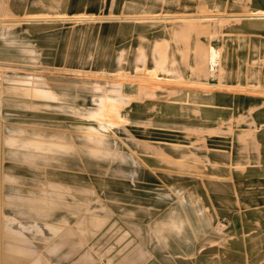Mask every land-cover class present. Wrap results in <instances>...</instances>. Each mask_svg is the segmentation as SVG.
Segmentation results:
<instances>
[{
    "label": "rangeland",
    "instance_id": "obj_1",
    "mask_svg": "<svg viewBox=\"0 0 264 264\" xmlns=\"http://www.w3.org/2000/svg\"><path fill=\"white\" fill-rule=\"evenodd\" d=\"M260 47L264 0H0V264H264Z\"/></svg>",
    "mask_w": 264,
    "mask_h": 264
},
{
    "label": "crops",
    "instance_id": "obj_2",
    "mask_svg": "<svg viewBox=\"0 0 264 264\" xmlns=\"http://www.w3.org/2000/svg\"><path fill=\"white\" fill-rule=\"evenodd\" d=\"M6 4H7L6 7H10V5H12V1L11 2H7ZM82 4L83 5L84 4L87 5L88 2H83ZM177 35H180V34L177 33ZM263 49H264V47L258 48V50L255 51L256 52V55L259 54V53H261V51ZM260 56H263V55H258L256 57V59L257 58H260V60H262V62H263L264 61V58H262ZM164 58L166 60V56ZM255 64H257V63H252L251 65H248L249 68L246 70L247 72L250 71L249 74L247 75L248 76V80H249V82L250 81L256 82L258 80L257 84H253L252 87H254V85H255V87H257V86L263 87L264 86V69H263L264 68V62L262 64L263 66H259V67H257V65H255ZM162 66L165 67V64L161 63L160 68ZM153 74H156L157 75V73H153ZM156 80H157V78H156ZM263 165H264V159H263ZM239 183H240V181H239ZM258 183L260 184L259 181H258ZM258 183L254 184V185H245V187H244V194L238 196L237 199H239V201L240 200H243V201L240 202V204L242 205L243 208H250V207L256 206L257 203L260 204V202L257 199V196L255 195L256 192L254 191L255 190L254 188H257V185H259ZM235 186L238 187L240 185L237 183L236 185H234V187ZM68 196H71V194L69 193ZM58 199L59 200L60 199L63 200L65 198L59 197ZM221 203L222 204H231V203L233 204V199H231L230 196L229 197H226V198H222V202ZM85 218H86L85 219L86 221H89V220L92 219L91 217L89 218L88 215L85 216ZM86 225H87V223L81 224L80 227L82 229L80 231L83 232V228ZM11 246L12 247L10 248V251L11 250L14 251L15 250L14 245L12 244ZM4 262H6L7 264H22V258L19 257V256H16V255H10V253H8V255H6V257L4 259ZM97 262L98 261L97 260H94L91 256L83 255V254H81L79 252H77L74 256H72V257H70L68 259V263H70V264H96ZM103 262H104V264H116V263L117 264H126L125 262H119V261H116V260L115 261H112V262H111V260H106V261H103ZM171 263H173V261H171ZM187 263H189V262H187ZM196 264H211V261H209V260H202L201 258H199L198 261L196 262Z\"/></svg>",
    "mask_w": 264,
    "mask_h": 264
}]
</instances>
